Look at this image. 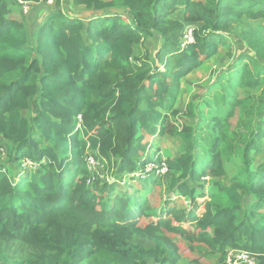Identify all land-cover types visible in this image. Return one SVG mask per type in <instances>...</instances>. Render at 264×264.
I'll return each mask as SVG.
<instances>
[{
	"label": "trees",
	"instance_id": "16d2710c",
	"mask_svg": "<svg viewBox=\"0 0 264 264\" xmlns=\"http://www.w3.org/2000/svg\"><path fill=\"white\" fill-rule=\"evenodd\" d=\"M52 1L54 10L32 34L23 4L0 0V141L20 172L14 181L0 168V236L33 248L17 264H224L228 249L255 253L264 264V160L251 168L264 139V0H72L103 13L86 21L63 15L59 0ZM176 13L195 27L194 43L184 49L185 26L171 17ZM241 24L250 52L229 51L231 69L207 88L208 143L199 142L191 124L174 131L186 148L164 162L179 180L163 198L154 173L129 174L173 131L169 118L177 113L182 78L218 58L223 34ZM156 37L155 53L133 61L135 46ZM197 106L189 102L184 115L195 116ZM26 110L33 111L30 119ZM229 141L244 175L230 186L215 180L225 175ZM25 157L33 165L23 169ZM205 176L227 205L192 186ZM176 236L193 258L172 242Z\"/></svg>",
	"mask_w": 264,
	"mask_h": 264
},
{
	"label": "rangeland",
	"instance_id": "374dc122",
	"mask_svg": "<svg viewBox=\"0 0 264 264\" xmlns=\"http://www.w3.org/2000/svg\"><path fill=\"white\" fill-rule=\"evenodd\" d=\"M53 1H47L46 3L40 5V9H44L42 11L41 19H44L46 16L47 11L51 8H55V3ZM59 11L64 15L68 16H78L82 19L87 20L86 18L91 16H96L97 14L103 13H95L86 11L83 8H78L72 4V0H59ZM29 11V10H28ZM172 14L171 17H174L178 20L183 26H186L189 22L185 21L180 14ZM198 27H202L201 24H197ZM244 28L248 30L246 25H239L236 29H233L230 33H225V46H219L220 55L218 58L210 59L204 62L201 66L197 67L196 69L192 70L189 74L181 80V87L178 92L176 101L173 105V108L177 112L174 117H170L169 121L171 126L169 129L173 130L170 132L165 133L163 136L160 137L159 140L156 141V155L152 156L151 152L152 149H148L145 154L141 157V160H145L144 163H135L138 167V172H134V174H129L130 177L134 178L133 175L139 178V175L146 173L151 174L154 173L155 178H158L161 187H162V195L164 194L163 198L168 195V189L172 183H175L179 180L178 173H173L171 170H166L162 172L163 166L166 167L164 164L166 158L168 157H178L182 153H184L186 148V143L175 134L176 131L180 130L181 124H191L196 128V134L199 142H203L204 144L208 143L207 130L209 129V123L211 119V112L209 111L206 104H204L203 99L205 98V94L209 84H212L218 74L221 71H228L231 69L233 64V59L229 51L232 54H247L250 52V48L247 46L246 42L242 40V36L240 34V29ZM159 37L156 38H149L146 40L140 41L134 50V54L132 57L133 61H140L146 53L153 54L155 50L159 47ZM262 63V62H261ZM211 95L212 93L209 92ZM208 95V93H207ZM197 100L198 106L196 107V115L193 117H186L184 114L187 111V105L189 102ZM32 110L23 111L22 114L26 118L30 119L32 116ZM264 118V116H263ZM236 121H233L232 124H235ZM175 131V132H174ZM154 142V141H153ZM0 168L5 169L6 172L10 173L11 177L16 181L19 178L20 172L19 167L17 165L10 167V162H7V157L9 155V147H4L3 141H0ZM1 146L3 148H1ZM157 146V147H156ZM203 151L197 149L195 153L196 159L201 157V153ZM6 155V156H5ZM254 161L252 164V170H256L258 166L264 160V139H263V151L261 153H253ZM93 157V156H92ZM94 158V157H93ZM93 160V165H96V161ZM23 166L27 168V166H31L30 160L25 157L23 158ZM33 165V164H32ZM223 165L225 170V175L215 178V180L220 181L224 185L230 186L233 183L234 177L239 176L244 179V175L241 172V165L239 163L238 153L235 151V142L229 141L227 152L223 154ZM167 168V167H166ZM97 172L100 174L102 180L107 179L108 176L106 175L105 168L100 165V169H97ZM177 184V183H176ZM202 184V185H200ZM144 188L145 185L143 184ZM195 189L199 191L204 189L205 194L210 192L213 202L216 205L224 206L229 203L228 198L224 194V192L220 191L219 188L215 185L211 186L210 177L205 176L200 181L193 183L192 185ZM139 196L144 195L143 193H138ZM207 196V195H206ZM181 203L187 204L186 198L182 197ZM246 204H249L251 198L246 197ZM178 242L180 247L181 253L186 256L187 258H193L194 254H190L187 249L184 247L179 237L176 236L172 242ZM135 243H141L146 246H152L153 243L149 238L146 237H135L133 239ZM32 246L30 244H24L20 246L19 243L8 240L5 237L0 236V264H17V260L26 256L31 250ZM3 256H5L6 260H3ZM182 260V264H190L184 259ZM149 264H153L152 261H148ZM205 264H213L208 259H203Z\"/></svg>",
	"mask_w": 264,
	"mask_h": 264
},
{
	"label": "built area",
	"instance_id": "2783aa9c",
	"mask_svg": "<svg viewBox=\"0 0 264 264\" xmlns=\"http://www.w3.org/2000/svg\"><path fill=\"white\" fill-rule=\"evenodd\" d=\"M19 2L23 4V12L27 13L29 6L26 4V2L21 0H19ZM194 29L195 27L191 24L184 27L181 40V49H184L188 45L194 43ZM92 159V157L87 158L88 167H94ZM166 170L167 168L163 166L161 171L164 172ZM224 264H258V260L255 253L249 252L247 250L228 249L225 255Z\"/></svg>",
	"mask_w": 264,
	"mask_h": 264
},
{
	"label": "crops",
	"instance_id": "0c3cea01",
	"mask_svg": "<svg viewBox=\"0 0 264 264\" xmlns=\"http://www.w3.org/2000/svg\"><path fill=\"white\" fill-rule=\"evenodd\" d=\"M40 5L42 4H32L29 6V11H27V13H24L26 25L30 29L32 34L37 31V26L42 21V19L40 18L42 11H45L44 9H40Z\"/></svg>",
	"mask_w": 264,
	"mask_h": 264
}]
</instances>
